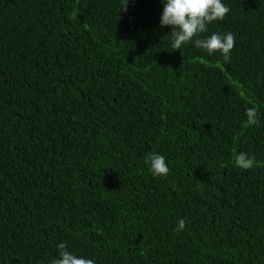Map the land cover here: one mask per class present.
I'll list each match as a JSON object with an SVG mask.
<instances>
[{
	"label": "trees",
	"instance_id": "1",
	"mask_svg": "<svg viewBox=\"0 0 264 264\" xmlns=\"http://www.w3.org/2000/svg\"><path fill=\"white\" fill-rule=\"evenodd\" d=\"M222 2L174 50L162 0H0V264H264V0Z\"/></svg>",
	"mask_w": 264,
	"mask_h": 264
},
{
	"label": "clouds",
	"instance_id": "2",
	"mask_svg": "<svg viewBox=\"0 0 264 264\" xmlns=\"http://www.w3.org/2000/svg\"><path fill=\"white\" fill-rule=\"evenodd\" d=\"M129 0H123L121 11H127ZM163 12L160 18V27L171 26L172 48L180 50L184 44L192 42L194 37L208 30V25L216 20H223L230 12L222 0H162ZM195 47L206 50L209 54L221 53L225 63L230 62V53L235 46V35L232 32L224 34L213 33L204 38L194 40ZM246 126H259L257 108L246 109ZM235 165L242 169H251L255 164V157L245 152L235 156ZM146 163L150 164V171L154 176H167L169 168L165 157L158 153H149ZM185 228V220L180 219L176 232ZM50 264H96L94 259L78 257L67 250L65 243L58 245V257L53 258Z\"/></svg>",
	"mask_w": 264,
	"mask_h": 264
}]
</instances>
